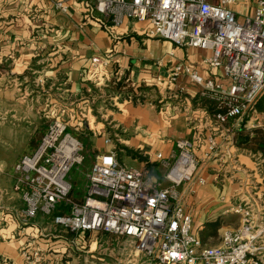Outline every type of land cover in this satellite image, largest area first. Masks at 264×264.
Returning <instances> with one entry per match:
<instances>
[{
    "label": "crops",
    "instance_id": "1",
    "mask_svg": "<svg viewBox=\"0 0 264 264\" xmlns=\"http://www.w3.org/2000/svg\"><path fill=\"white\" fill-rule=\"evenodd\" d=\"M254 8L255 0L230 7L239 23ZM149 29L130 20L113 27L84 0H0V264H27L22 253L37 249L43 256L36 264L112 263L97 258L96 249L102 237H120L73 235L41 216L28 223L21 217L14 165L32 153L54 118L91 139L95 160L114 153L120 165L146 170L158 183L154 174L164 170L165 176L176 142L197 139L198 171L177 193L205 247L213 238L218 246L223 232L241 225L237 207L264 212V150L238 147L235 140L239 131L264 133V92L249 118L220 126L212 103L186 75L169 81L173 68L185 65L223 83L221 72L203 63L210 52L150 38ZM97 60L107 63L110 77L101 89L86 80ZM209 137L218 147L205 159Z\"/></svg>",
    "mask_w": 264,
    "mask_h": 264
},
{
    "label": "built area",
    "instance_id": "2",
    "mask_svg": "<svg viewBox=\"0 0 264 264\" xmlns=\"http://www.w3.org/2000/svg\"><path fill=\"white\" fill-rule=\"evenodd\" d=\"M84 1L113 27L127 20L148 23L150 38L210 52L203 63L220 71L223 83L204 79L185 65L175 66L169 81L186 75L199 88L200 97L212 103L213 119L220 126L254 113L264 92V0H255L253 13L240 23L230 9L236 0ZM56 6L64 9L61 3ZM86 80L95 88H105L110 82L107 63L94 62ZM67 130L65 121L52 119L32 153L14 165L13 191L23 202L25 222L41 216L73 235L105 233L126 238L137 253L157 264H264V212L256 216L249 207H237L241 225L223 232L216 247H205L194 237L192 218L179 205L177 188L191 182L198 171L197 139L176 142L172 164H164L167 187L146 170L123 167L114 153H108L95 160L86 175L84 196L74 199L67 177L73 166L83 162V146ZM217 147L209 137L203 158L213 155ZM197 183L203 185L204 180ZM22 256L27 264H36L43 255L37 249Z\"/></svg>",
    "mask_w": 264,
    "mask_h": 264
},
{
    "label": "rangeland",
    "instance_id": "3",
    "mask_svg": "<svg viewBox=\"0 0 264 264\" xmlns=\"http://www.w3.org/2000/svg\"><path fill=\"white\" fill-rule=\"evenodd\" d=\"M67 133L72 135L73 137L78 138V140L83 146V151L81 152L83 162L80 165L73 166L69 171L67 177V180L73 188L72 197L74 199H81L84 196L87 187L86 175L90 172L93 163L95 162V154L90 138L84 135H80L70 129L67 130ZM163 172L164 170L162 172H156L154 176L156 177V179H158L160 183L164 184L165 178ZM102 238V240L105 239V241L100 244V251L96 249V253H100V255H96L97 258L105 257L110 262H112L110 264H157L155 259L146 258L142 254L137 253L132 248L133 243L126 238ZM215 240L216 238H213V240L208 241L206 246L213 247L215 244ZM135 253L138 255H136Z\"/></svg>",
    "mask_w": 264,
    "mask_h": 264
},
{
    "label": "trees",
    "instance_id": "4",
    "mask_svg": "<svg viewBox=\"0 0 264 264\" xmlns=\"http://www.w3.org/2000/svg\"><path fill=\"white\" fill-rule=\"evenodd\" d=\"M235 140L238 147L257 151L264 150V133L261 130H255L251 133V135L249 133L239 131Z\"/></svg>",
    "mask_w": 264,
    "mask_h": 264
}]
</instances>
